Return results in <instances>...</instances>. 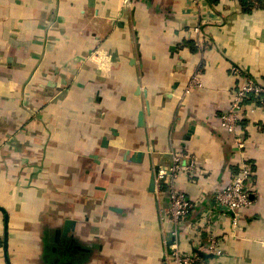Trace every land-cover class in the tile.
<instances>
[{
  "label": "crops",
  "instance_id": "0c3cea01",
  "mask_svg": "<svg viewBox=\"0 0 264 264\" xmlns=\"http://www.w3.org/2000/svg\"><path fill=\"white\" fill-rule=\"evenodd\" d=\"M205 1L200 47L188 0H0V264L6 212L11 264H175L158 174L176 148L198 165L177 182L197 203L183 245L208 239L217 189L249 164L254 204L217 218L223 253L205 259L264 264V108L248 101L244 147L220 121L232 64L264 84V8Z\"/></svg>",
  "mask_w": 264,
  "mask_h": 264
},
{
  "label": "built area",
  "instance_id": "2783aa9c",
  "mask_svg": "<svg viewBox=\"0 0 264 264\" xmlns=\"http://www.w3.org/2000/svg\"><path fill=\"white\" fill-rule=\"evenodd\" d=\"M188 4L198 8L197 18L190 30L195 36L196 45L201 47L207 41L202 28L207 19H209L204 13L206 1L188 0ZM230 68L237 83H235L232 90L229 106L220 114V121L225 129L237 136L236 139L239 142L238 132L240 122L244 118V115L247 114L245 111L249 106L248 101L250 100L254 103L253 108L256 105L264 108V84L259 83L240 65L232 64ZM201 85L196 74L192 78L187 91ZM239 146L244 147V143L239 142ZM185 158H189L190 162H185ZM197 167L198 165L192 152L176 148L171 164L162 166L158 174L160 182L166 185L169 198L165 216L172 224L170 228V235L172 237L170 257L175 264H208L204 257L194 252L193 249H188L183 245L185 239L191 236L188 225L185 226L183 222L196 207L197 203L185 191L178 188L177 182L184 174H196L198 171ZM253 174L251 166L243 164L241 169L237 173H234L227 183L217 189L214 195V207L218 215L216 218H214L216 213H212L213 217H210L211 213L209 212L205 215V223L209 227V237L204 242H199L197 245L194 244L195 247L206 253H223L220 247L221 241H219V238L214 233L215 229L219 228L220 225V220L218 219L221 217L222 220L228 212L238 215L242 211L252 207L254 200L251 195L252 187L250 186V181ZM194 239V237H191V241Z\"/></svg>",
  "mask_w": 264,
  "mask_h": 264
},
{
  "label": "water",
  "instance_id": "95a60500",
  "mask_svg": "<svg viewBox=\"0 0 264 264\" xmlns=\"http://www.w3.org/2000/svg\"><path fill=\"white\" fill-rule=\"evenodd\" d=\"M155 184H156V178H155V175H153L152 176V180H151V188L152 189H154V187H155ZM6 212V211H5ZM6 220H7V231H6V235H5V242H4V244H5V254H6V257H7V260H8V262H9V264H11V262H10V259H9V253H8V213L6 212ZM74 221L75 220H73V219H68L67 221H66V223H67V226H66V228L64 229V231H62L61 233H58L59 235L60 234H64V235H68V231H69V229L70 228H72V226L74 225ZM58 239V238H57ZM193 251L194 252H197L200 256H202V257H204V258H210V257H214L215 256V254L214 253H206V252H204V251H202V250H200L199 248H197V247H194L193 248Z\"/></svg>",
  "mask_w": 264,
  "mask_h": 264
},
{
  "label": "trees",
  "instance_id": "16d2710c",
  "mask_svg": "<svg viewBox=\"0 0 264 264\" xmlns=\"http://www.w3.org/2000/svg\"><path fill=\"white\" fill-rule=\"evenodd\" d=\"M246 12H252L257 8H264V0H240Z\"/></svg>",
  "mask_w": 264,
  "mask_h": 264
}]
</instances>
